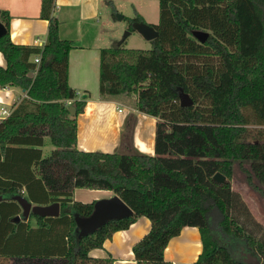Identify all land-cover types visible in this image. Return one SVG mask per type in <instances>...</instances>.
Returning a JSON list of instances; mask_svg holds the SVG:
<instances>
[{"label": "trees", "instance_id": "obj_1", "mask_svg": "<svg viewBox=\"0 0 264 264\" xmlns=\"http://www.w3.org/2000/svg\"><path fill=\"white\" fill-rule=\"evenodd\" d=\"M159 5V35L150 49L103 48L100 60L101 98L134 96L136 109L158 119L154 155L79 150L76 116L90 95L69 84L75 44L61 37L56 1L42 0L41 18L49 21L43 47L15 43L9 13L0 11L8 30L0 37L7 62L0 86L27 92L0 121V264H114L111 254L92 250L139 217L151 226L132 247L135 264H175L165 250L188 226L199 229L203 247L193 264H247L238 253L245 248L264 264V235L241 219L242 208L252 215L230 183L238 162L250 181L264 184V0ZM129 20L131 27L145 21ZM197 29L210 32L206 42L194 37ZM181 89L192 106H181ZM47 136L55 149L43 156ZM217 172L225 182L214 179ZM76 188L113 191L134 213L79 236L75 215H90L95 201L75 200ZM17 194L39 205L59 202L60 214H32L35 225L31 217L18 219Z\"/></svg>", "mask_w": 264, "mask_h": 264}, {"label": "crops", "instance_id": "obj_2", "mask_svg": "<svg viewBox=\"0 0 264 264\" xmlns=\"http://www.w3.org/2000/svg\"><path fill=\"white\" fill-rule=\"evenodd\" d=\"M55 1L54 15L61 20V37L72 40L75 44V48L69 54V84L79 92L84 91L86 95L88 93L90 95L84 112L76 116L77 148L82 151L116 152L124 147L128 152L138 150L154 155L158 121L156 117L145 114L134 106L123 104L120 99L104 100L100 96V90L95 94L89 92L90 80L96 82L100 77L101 50L109 47L104 44L107 35L104 26L97 30L85 28L86 22L92 19L100 21L98 15L101 14L102 0ZM2 10L9 13L11 38L15 43L37 46L46 43L49 21L41 18L42 0H0V11ZM92 30L95 31L90 34ZM85 35H90L91 44L83 43ZM33 58L34 56L31 60ZM6 64V59L0 51V65L6 66ZM25 98L27 92L20 87L0 86V121L9 116L2 115L3 109H8L12 113ZM113 105L116 106L111 107ZM119 107L122 111H119ZM77 117L84 118L85 122L81 123ZM132 123L134 125L130 128ZM98 125L107 127L104 128L108 132L106 138L94 137L93 133L98 129ZM53 149L55 146L47 136L42 146L43 156H48ZM84 191L90 192L93 196L81 198L80 195ZM22 192L25 193V189ZM100 193L110 194L107 195L108 197L114 194L109 190L76 188L74 199L85 203L93 202L101 197ZM150 226L151 222L147 217H139L130 228L115 232L111 239L105 241L103 248L94 249L92 253L95 256L111 254L115 258L114 264H135L132 247L149 231ZM186 233L187 236L184 238ZM196 244L202 246L199 229L192 226L185 227L180 235L171 239L165 250V256L175 264L182 260V262L196 260L203 249L196 247Z\"/></svg>", "mask_w": 264, "mask_h": 264}, {"label": "rangeland", "instance_id": "obj_3", "mask_svg": "<svg viewBox=\"0 0 264 264\" xmlns=\"http://www.w3.org/2000/svg\"><path fill=\"white\" fill-rule=\"evenodd\" d=\"M100 8L101 14L98 15V19L100 21L97 22L95 19H92L91 21L86 22L85 28L97 30L99 27L104 26V30L107 33L104 42L106 46H122L125 48H139L145 50L152 47L150 40H147L139 31L130 26L131 24L129 19L141 15L147 23L152 25L158 24L160 19L159 0H102ZM95 30H92L90 34H93ZM72 32H74V29H72ZM89 37L90 35H85L83 43L91 44ZM90 86V94H95V92H98V90H100V77L96 79V82L91 79ZM120 101L123 104L134 106L135 97L124 96L120 99ZM115 106L116 105H113L111 107ZM78 120L83 123L84 118L81 117L78 118ZM133 125L134 123H132V126L129 127L132 128ZM104 128L107 127L98 125V129L94 130V137H98L99 139L106 138L108 136V132ZM253 128L258 129L260 127L255 126ZM131 131L132 135L133 130L131 129ZM118 151L128 152L124 147L119 148ZM246 167L248 168L249 164H246ZM230 183L231 188L241 195L242 200L246 203L252 215H246L243 208L241 207L243 211V216L241 219L250 227H252L257 234L264 235V184L258 182V180L255 178H253V181H250L247 172L238 162H236L234 165V174L233 178L230 180ZM87 191L82 192L80 195L81 198H90L93 196ZM99 195L101 196L100 198H104L108 197L107 195L110 194L100 193ZM31 219L33 223L32 225L36 224L35 218L31 217ZM186 236L187 233L184 238H186ZM196 247H199L200 249L202 248L201 245L197 246V244ZM238 253L241 254V258L247 264H253V261H247V254H252L261 260V257L249 248H245V251L242 252L238 251ZM194 261L195 259H192L191 261L188 260L187 262L184 261L178 264H192Z\"/></svg>", "mask_w": 264, "mask_h": 264}, {"label": "water", "instance_id": "obj_4", "mask_svg": "<svg viewBox=\"0 0 264 264\" xmlns=\"http://www.w3.org/2000/svg\"><path fill=\"white\" fill-rule=\"evenodd\" d=\"M132 27L150 41L157 38L159 35V32L154 27V25L149 24L146 21H135ZM7 31V27L0 20V37L4 36ZM193 35L200 42L204 43L208 39L210 32L207 30L197 29L193 30ZM86 96V94H83L84 98ZM179 96L181 106H192L194 104L193 98L183 89L180 90ZM69 111L71 116L77 115V109L75 105H70ZM214 179L223 183L225 182L226 177L221 172H217L214 175ZM0 199H2L1 196ZM13 199L19 203L22 209L21 214L17 216L18 219L29 220L32 214L42 217H56L60 214L59 202H54L48 205L34 204L22 194L13 196ZM133 213L134 210L118 194L97 199L94 202V209L90 215H75L79 236L89 235L104 226L108 221L126 218L133 215ZM247 261H253V264H259L260 262L259 258L253 256L252 254H247Z\"/></svg>", "mask_w": 264, "mask_h": 264}, {"label": "built area", "instance_id": "obj_5", "mask_svg": "<svg viewBox=\"0 0 264 264\" xmlns=\"http://www.w3.org/2000/svg\"><path fill=\"white\" fill-rule=\"evenodd\" d=\"M45 45V43H40L39 46L40 47H43ZM33 60L36 62V63H39L40 62V56L39 55H34V58ZM72 101H69V103H71ZM119 111H122V108L119 107ZM10 111L8 109H3L2 110V115H10Z\"/></svg>", "mask_w": 264, "mask_h": 264}, {"label": "bare ground", "instance_id": "obj_6", "mask_svg": "<svg viewBox=\"0 0 264 264\" xmlns=\"http://www.w3.org/2000/svg\"><path fill=\"white\" fill-rule=\"evenodd\" d=\"M107 193V191H105Z\"/></svg>", "mask_w": 264, "mask_h": 264}]
</instances>
